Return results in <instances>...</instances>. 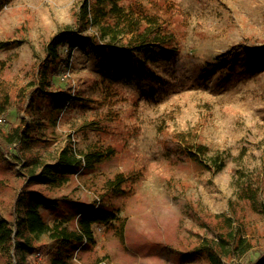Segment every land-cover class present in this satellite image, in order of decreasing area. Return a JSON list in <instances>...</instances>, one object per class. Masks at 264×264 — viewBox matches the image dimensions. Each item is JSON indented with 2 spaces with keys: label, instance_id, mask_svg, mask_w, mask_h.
I'll list each match as a JSON object with an SVG mask.
<instances>
[{
  "label": "rangeland",
  "instance_id": "374dc122",
  "mask_svg": "<svg viewBox=\"0 0 264 264\" xmlns=\"http://www.w3.org/2000/svg\"><path fill=\"white\" fill-rule=\"evenodd\" d=\"M82 3L0 0V125L9 133L26 120L27 153L38 159L25 168L0 139V215L13 223L22 194L56 199L40 208L51 226L77 230L93 208L117 214L95 226L92 246L41 236V264L60 252L74 264H211L200 246L228 232L252 248L227 245L221 264H251L264 255V0H125L176 41L123 59L105 41H84L95 31L79 28ZM55 37L62 55L45 93L38 68ZM172 46L177 56L145 63ZM53 94L66 98L62 110ZM192 145L207 148L199 161ZM64 149L81 162L45 184L42 166H56ZM88 152L104 157L87 164ZM248 186L255 205L240 196Z\"/></svg>",
  "mask_w": 264,
  "mask_h": 264
},
{
  "label": "trees",
  "instance_id": "16d2710c",
  "mask_svg": "<svg viewBox=\"0 0 264 264\" xmlns=\"http://www.w3.org/2000/svg\"><path fill=\"white\" fill-rule=\"evenodd\" d=\"M78 25L82 31L90 28L95 31V35H87L84 41L87 43L105 41V48L116 50L122 59L130 57L134 52L146 47L161 48L166 47L169 43L175 45L176 41L174 34L164 33L163 20L150 15L149 12L143 10V7L126 5L125 0H83L78 13ZM72 35L76 36L75 33ZM62 45L63 40L60 37L53 38L48 46L47 60L38 68V83L45 93H48L47 88L51 83L50 66L60 59ZM178 52V48L172 46L168 50H163L159 57L156 53L146 54L145 63L158 58L177 56ZM51 98L52 107L57 106L59 110L64 108L63 102L66 98L56 94L51 95ZM30 108H34V106L31 104ZM3 128L4 126L0 125L1 145L5 151L10 155L7 146L14 145L16 154L11 155L15 160L21 157L25 168L38 165L37 157L31 152L27 153L29 145L33 141V139L26 140V134L31 129V126L27 125V121L23 119L19 125L12 124V132L9 133ZM191 147L198 152H191V157L194 160L199 161L200 154L206 155L207 153L205 146L196 148L197 146L192 145ZM84 156L87 164L101 161L104 157L103 154L97 152L91 154L88 152ZM80 162L81 160L71 154L70 149H64L56 166H42L39 179L45 184H50L53 181L51 176H55V172L64 171L66 167L79 165ZM215 163L221 169L222 162L215 160ZM243 188L244 190L242 189L243 191L240 193L241 198L247 199L252 205H255L258 201L257 189L253 186ZM57 204L56 199L50 200L43 194L36 197L22 194L17 197L15 203L13 223L0 215V256L7 260V264H41L35 260V256L47 251L46 246L41 244L39 239L44 235L62 244L78 241L84 244V247L92 246L96 243L95 226L108 225L117 219L115 212H105L99 208H93L83 211L77 218V230H70L60 223L51 226L41 215L40 208L55 207ZM218 239L216 244L208 240L204 241L198 250L207 256L211 264H221L222 259L230 255L227 245L237 250L245 244L242 235L231 232L220 234ZM251 248V244H245L244 252L251 251ZM46 264H74V262L71 255L60 252L57 256L47 258ZM251 264H264V255L260 254L256 260L251 261Z\"/></svg>",
  "mask_w": 264,
  "mask_h": 264
}]
</instances>
